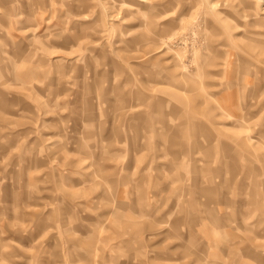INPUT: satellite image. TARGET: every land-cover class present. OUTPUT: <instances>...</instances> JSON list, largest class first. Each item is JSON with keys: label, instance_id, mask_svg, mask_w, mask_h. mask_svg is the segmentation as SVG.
I'll use <instances>...</instances> for the list:
<instances>
[{"label": "rangeland", "instance_id": "obj_1", "mask_svg": "<svg viewBox=\"0 0 264 264\" xmlns=\"http://www.w3.org/2000/svg\"><path fill=\"white\" fill-rule=\"evenodd\" d=\"M0 264H264V0H0Z\"/></svg>", "mask_w": 264, "mask_h": 264}]
</instances>
